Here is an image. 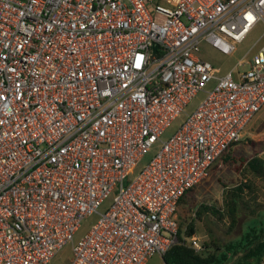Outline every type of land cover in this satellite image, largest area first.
Masks as SVG:
<instances>
[{
    "label": "built area",
    "instance_id": "built-area-1",
    "mask_svg": "<svg viewBox=\"0 0 264 264\" xmlns=\"http://www.w3.org/2000/svg\"><path fill=\"white\" fill-rule=\"evenodd\" d=\"M260 20L264 0H0V264L67 243L59 264H145L179 243L178 200L264 107V43L236 78L200 45L229 56Z\"/></svg>",
    "mask_w": 264,
    "mask_h": 264
},
{
    "label": "rangeland",
    "instance_id": "rangeland-1",
    "mask_svg": "<svg viewBox=\"0 0 264 264\" xmlns=\"http://www.w3.org/2000/svg\"><path fill=\"white\" fill-rule=\"evenodd\" d=\"M264 43V21L260 20L253 29L247 34L245 39L237 44L235 51L229 56H220L209 48L206 44L200 45L199 56L203 59H207L215 66L219 67L220 73H224L227 70H231L237 66L238 61L244 56L245 60L249 59L253 53H255L261 45ZM247 69L246 65H239L232 70L233 77L236 78L237 71H243ZM212 87V83L207 86ZM205 92H198L195 94L185 107L184 112L173 121V123L163 132L161 139H167L170 135L177 130L179 125L186 116L192 113L198 105L205 98ZM160 148V142L154 143L149 150H147L139 159L135 167L131 170L130 179L133 178L145 164L158 152ZM236 156H250L253 153H258L264 158V107L253 116L249 123L244 128L241 137L235 144H233L229 150ZM254 182L255 192L257 194V201H249L239 207V217L236 225L231 228L229 225V219L227 217L222 220H218L212 216L209 212H204L201 219L195 220V229L199 239L203 242L209 238L214 239L219 244H225L230 241H234L240 237L248 226L259 225L260 222L264 223V175L252 176ZM241 172L228 165L224 164L221 158H219L214 166L209 170L207 177L199 184L194 186L193 190L187 195L189 203H201L215 204L219 206L222 200V190L224 184L226 186H233L242 180ZM244 180V179H243ZM249 199V194L247 195ZM112 202V195L108 196L103 203L99 206L98 212H104ZM259 204V205H258ZM244 205L246 207H244ZM185 206V207H184ZM191 205L179 206L178 220L180 216H184L182 219L186 220L185 224L193 217V211ZM256 207H258L256 209ZM250 209H255L252 215ZM98 213H93L80 222L79 229L75 233L74 241L79 240L89 230L91 225L97 220ZM71 257V244H65L60 250H58L48 264H59L68 261ZM145 264H164L159 254H153L150 256Z\"/></svg>",
    "mask_w": 264,
    "mask_h": 264
},
{
    "label": "trees",
    "instance_id": "trees-1",
    "mask_svg": "<svg viewBox=\"0 0 264 264\" xmlns=\"http://www.w3.org/2000/svg\"><path fill=\"white\" fill-rule=\"evenodd\" d=\"M235 143L230 144L219 158L224 164L237 171L239 170L244 180H240L233 186L224 184L222 200L219 206L207 204L206 202L189 203L187 195L194 187L183 193L177 203V212L182 204L191 205L194 218H191L187 224H185L186 220L182 219L184 216H180V220H177V236L180 242L172 245L162 255L161 258L164 264H260L264 257L263 222H260L259 225L248 226L239 238L225 244H219L212 238L204 240L200 250H195L183 240V237L195 235V220L201 219L202 214L206 211L218 220L227 217L230 227L233 228L238 221L239 207L242 204L249 201L259 203L251 175H264V158L258 153H253L250 156H236L229 153V148ZM248 194L249 199L247 200ZM244 207L246 206L244 205ZM250 211L253 215L255 209H250Z\"/></svg>",
    "mask_w": 264,
    "mask_h": 264
},
{
    "label": "crops",
    "instance_id": "crops-1",
    "mask_svg": "<svg viewBox=\"0 0 264 264\" xmlns=\"http://www.w3.org/2000/svg\"><path fill=\"white\" fill-rule=\"evenodd\" d=\"M221 56V55H220ZM177 216H178V212H177V214H176ZM178 220V219H177Z\"/></svg>",
    "mask_w": 264,
    "mask_h": 264
},
{
    "label": "water",
    "instance_id": "water-1",
    "mask_svg": "<svg viewBox=\"0 0 264 264\" xmlns=\"http://www.w3.org/2000/svg\"><path fill=\"white\" fill-rule=\"evenodd\" d=\"M156 48V47H155Z\"/></svg>",
    "mask_w": 264,
    "mask_h": 264
}]
</instances>
